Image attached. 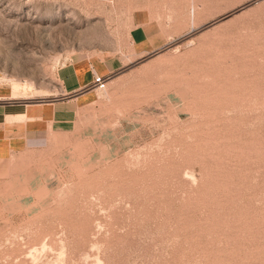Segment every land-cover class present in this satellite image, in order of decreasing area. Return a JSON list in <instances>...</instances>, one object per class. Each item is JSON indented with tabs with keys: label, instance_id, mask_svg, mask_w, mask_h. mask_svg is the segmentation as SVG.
Returning <instances> with one entry per match:
<instances>
[{
	"label": "rangeland",
	"instance_id": "rangeland-1",
	"mask_svg": "<svg viewBox=\"0 0 264 264\" xmlns=\"http://www.w3.org/2000/svg\"><path fill=\"white\" fill-rule=\"evenodd\" d=\"M75 55L116 70L0 171V264H264V0H0L3 102Z\"/></svg>",
	"mask_w": 264,
	"mask_h": 264
},
{
	"label": "crops",
	"instance_id": "crops-1",
	"mask_svg": "<svg viewBox=\"0 0 264 264\" xmlns=\"http://www.w3.org/2000/svg\"><path fill=\"white\" fill-rule=\"evenodd\" d=\"M132 21L134 29L130 38L137 57L151 55L168 43V36L150 18L149 11H134ZM70 60L60 72L61 91L64 92L61 98L33 104H9L0 96V171H5L14 154L25 149L28 136L46 132L57 124L56 119L60 115L67 112L62 108L73 102H83L89 94L82 95L81 90L92 82L93 72L107 76L116 70L108 61L84 55H75Z\"/></svg>",
	"mask_w": 264,
	"mask_h": 264
},
{
	"label": "built area",
	"instance_id": "built-area-1",
	"mask_svg": "<svg viewBox=\"0 0 264 264\" xmlns=\"http://www.w3.org/2000/svg\"><path fill=\"white\" fill-rule=\"evenodd\" d=\"M92 88L103 89L105 87V79L100 76H95L92 80Z\"/></svg>",
	"mask_w": 264,
	"mask_h": 264
},
{
	"label": "bare ground",
	"instance_id": "bare-ground-1",
	"mask_svg": "<svg viewBox=\"0 0 264 264\" xmlns=\"http://www.w3.org/2000/svg\"><path fill=\"white\" fill-rule=\"evenodd\" d=\"M94 89V88H93Z\"/></svg>",
	"mask_w": 264,
	"mask_h": 264
}]
</instances>
